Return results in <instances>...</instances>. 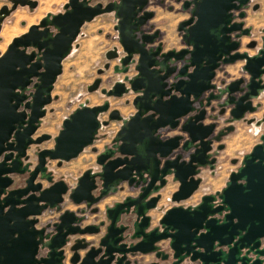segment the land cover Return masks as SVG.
Instances as JSON below:
<instances>
[{
    "label": "water",
    "instance_id": "1",
    "mask_svg": "<svg viewBox=\"0 0 264 264\" xmlns=\"http://www.w3.org/2000/svg\"><path fill=\"white\" fill-rule=\"evenodd\" d=\"M177 1L189 13L177 25L184 45L177 50L156 43L159 30H145L154 14L146 9L149 0H67L62 12L46 13L0 53V264H139L131 257L149 254L156 260L149 264H264V133L240 160H231L237 167L220 190L194 205L181 204L199 189L202 171H214L224 148L220 141L235 122L264 127V112L259 120L246 118L264 95V30L259 46L253 40L246 45L256 48L249 55L239 51V38L251 35V27H243L251 0ZM10 3L0 8V26L17 6L37 5ZM233 11L240 21H233ZM106 13L113 15L121 53L113 47L104 56L117 60L112 70L122 77L100 93L132 95L125 104L134 113L123 117L109 110L107 100L95 106L85 101L62 120L55 136H35L81 27ZM236 61L243 62L247 77L212 83L221 65ZM108 69L106 62L97 74ZM100 83L95 78L87 91ZM227 108L228 125L216 131ZM104 113L107 120H100ZM110 121L120 123L110 144L92 148L98 170L86 169L72 187L54 180L48 162L59 166L76 158ZM163 129L180 134L162 138ZM50 139L52 148H37L31 166L30 146ZM14 176L23 177L21 185L14 186ZM168 183L177 188L169 196L173 205L162 211L158 203ZM125 187L132 196L105 206L104 219L82 225L86 213L96 214L103 198ZM66 196L85 207L61 211ZM46 210L58 216L39 225ZM95 235V242L85 239Z\"/></svg>",
    "mask_w": 264,
    "mask_h": 264
},
{
    "label": "rangeland",
    "instance_id": "2",
    "mask_svg": "<svg viewBox=\"0 0 264 264\" xmlns=\"http://www.w3.org/2000/svg\"><path fill=\"white\" fill-rule=\"evenodd\" d=\"M37 5L35 8L31 9L27 6H17L15 10L6 15L1 22L0 26V53L4 52L6 46L10 43L11 39L15 36H19L24 33L28 26L37 23V21L42 18L46 13L56 14L63 11V4L67 0H35ZM105 4L107 1L111 0H98ZM96 1H93L94 3ZM258 4L259 8L257 10H252V5ZM10 7V0H0V8L2 6ZM148 9L152 11L155 15L153 20L150 19L147 25L144 27L145 30L152 32L159 30L158 40L162 42L165 50L168 49H179L184 47L180 33L177 31V25L180 21L185 20L189 17L188 11L181 9V2L177 0H149ZM245 26L251 27V36L242 39L241 51H247L249 54H255L256 49H247L246 44L251 40H255L260 45V37L262 36L261 29L264 28V0H252L250 7L246 10V17L244 19ZM153 25V26H152ZM114 19L111 13H106L95 17L90 22H86L80 29V32L72 44V48L68 56L62 61V71L61 74L57 76L53 89L51 92L52 100L46 108L44 117L41 119L39 128L37 129L35 136L40 134H49L50 136H55L61 126L62 120L68 116L79 104L87 102L89 106L100 105L104 100L109 102V110L117 109L121 116L126 117L127 114L132 112V105L130 103L125 104L126 100H131L132 95H125L121 98H106L100 93V88L108 89L111 87L113 82L117 79H121V75L114 74L112 67L117 64V60L113 59L107 61L105 59V53L117 47L119 53H121V47L117 41V32L113 29ZM156 28V29H155ZM108 62L109 69L105 70L103 74L98 75L97 69L103 68V65ZM241 61H237L232 65H221L220 70L215 78V83L219 86L222 82L227 81L232 77L237 75L243 76L241 72L240 64ZM243 65V64H242ZM229 70V73H227ZM227 71V72H226ZM230 71L232 73H230ZM227 73V74H226ZM133 74V70L130 71L129 75ZM229 74V75H228ZM95 78H100L101 83L98 89L93 92L87 91V86L90 85ZM263 101L261 107H264V95L258 101ZM215 105V103L213 104ZM260 109V108H259ZM251 115L249 117H259V114ZM100 120H107V113L101 114L99 116ZM261 118V116H260ZM208 120V119H206ZM242 122V121H241ZM219 124V126H218ZM245 124V123H244ZM120 123L116 121H111L108 125L99 129L97 133V140L94 141L93 145L88 146L83 149V151L76 157L69 161H63L58 166L56 161H49L47 166L48 170L51 171L54 180L63 179L70 187L74 186L78 176L86 169L98 170V166L95 163V152L92 148L100 150L103 145L110 144L115 132L118 130ZM217 126H222V121L218 119ZM234 131L232 136L236 133H240L241 127L239 123H234ZM259 133H264V127H256ZM163 137L172 135L174 131L168 129H163L159 131ZM255 130L248 132L254 133ZM255 134V133H254ZM250 137V135H246ZM257 138V136H254ZM251 141H248V146ZM53 140L42 142L40 145H32L27 151L29 156V162L31 166L36 163V156L34 152L37 148L45 149L52 148ZM248 147H237L236 151L232 149L228 155L224 157H217V164L214 171L211 172L208 169H204L201 173L202 182L199 189L192 195L191 198L182 202L183 205H194L199 200L203 194L213 193L218 191L223 185L226 178V174L229 171L235 170L237 165L230 163L229 158L240 160L241 151L246 150ZM221 152V151H220ZM220 154V153H219ZM231 170V171H232ZM14 186L21 185L23 182V177L14 176ZM43 186H47L46 181H42ZM171 186V183H168ZM170 188V187H169ZM217 189V190H216ZM164 191V189H163ZM128 192V191H127ZM170 192L165 191L162 195L161 204L163 206L173 205L169 201ZM117 196V195H112ZM112 198H104L100 201L96 207L98 212L96 214H91L90 212L85 214L84 221H89L92 223H97L99 220L104 219V208L105 206L111 205ZM72 208L74 211L84 208V205L76 207L68 198L62 204V208ZM54 214V215H53ZM56 214V215H55ZM154 216H157V212H152ZM58 213L55 211L46 210L40 216L39 225L46 223L48 221H55ZM158 217V216H157ZM83 221V222H84ZM83 225V223H82ZM89 241H96L98 235L95 236H85ZM67 255L69 252L67 251ZM147 256V255H146ZM140 256L139 259L142 264H146L149 260L153 259V255ZM68 264V262H66Z\"/></svg>",
    "mask_w": 264,
    "mask_h": 264
},
{
    "label": "crops",
    "instance_id": "3",
    "mask_svg": "<svg viewBox=\"0 0 264 264\" xmlns=\"http://www.w3.org/2000/svg\"><path fill=\"white\" fill-rule=\"evenodd\" d=\"M149 7H148V5H147V8L146 9H148ZM154 15L155 14H153V17L151 18L152 20H153V18H154ZM153 26V25H152ZM159 27H157V29H158ZM156 29V28H155ZM263 30H264V28H262L261 29V33H263ZM180 48H182V47H180ZM179 48V49H180ZM252 54V53H251ZM234 64V63H233ZM242 64H243V62H240V64H238L239 65V67L240 66H242ZM227 66L228 65H232V64H226ZM220 70H222V68H220V69H218L217 71H216V77H217V73L220 71ZM113 71V70H112ZM227 72V71H226ZM227 73H229V70H228V72ZM226 73V74H227ZM230 73H232L231 71H230ZM115 74V73H114ZM229 75V74H228ZM240 75H237V76H235V77H232V78H230V79H227V81H226V83H228V82H230V81H232V80H235V79H237L238 77H239ZM117 80H119V79H117ZM116 81V80H115ZM114 81V82H115ZM113 82V83H114ZM132 97V96H131ZM261 98V97H260ZM258 102H260V104L261 103H263V101H258ZM216 104V102H213V104ZM262 105V104H261ZM133 109V108H132ZM264 112V107L262 108L261 106H260V109L255 113V114H259V117H253V118H255L256 120H259L260 119V116L262 115V113ZM132 113H134V109L132 110V112L131 113H129V114H127L126 115V117L127 116H129L130 114H132ZM208 113H209V111H208ZM251 115H254V114H247L246 115V118L247 119H249V118H251V117H249V116H251ZM228 117H229V108H227L226 109V111H225V113H224V115H222L221 117H219V120H221L222 121V126L221 127H218L219 126V124H218V126L216 127V131L217 130H219L220 128H222V127H224V126H226L227 125V123H226V120L228 119ZM210 122V120H205L204 121V123H209ZM236 124H238L239 123V126L241 127V129H240V133L238 134V133H236L234 136H232V134L233 133H230V134H228V135H226L225 137H223L222 139H221V141H220V143L221 144H223L224 145V148L221 150V152H220V154H219V157H224V156H226V155H228L229 153H231L230 151L232 150V149H234L235 151H236V148L237 147H248L246 150H243V151H241V157L240 158H242V156L244 155V154H246L247 152H249L250 150H251V148L259 141V136H260V134L261 133H259L258 131H257V128H256V125L255 124H252V125H248V124H246L245 122H241V121H238V122H235ZM245 123V124H244ZM254 131L255 130V134L254 133H250V134H248V132H251V131ZM178 132L177 131H175V132H173V134L172 135H174V134H177ZM172 135H169V136H172ZM246 135L248 136V135H250V137H246ZM254 136H257V138H254ZM168 137V136H167ZM248 141H251V143H250V145L248 146ZM218 143H214V145H217ZM104 146V145H103ZM103 146L101 147V149L100 150H98V151H101L102 150V148H103ZM219 157H218V159H219ZM229 160H230V163H231V158H229ZM233 165H237V164H233ZM232 170V169H231ZM230 170V171H231ZM230 171H229V173H230ZM212 174V173H211ZM228 175L229 174H226V178H225V180H224V182H223V185L219 188V190L224 186V184H225V182H226V180H227V177H228ZM169 179V178H168ZM170 187V188H169ZM176 188H177V184L176 183H171V186H168V187H165V189H164V191H162V195H163V193L165 192V191H167V189H168V192H170V193H172V192H174L175 190H176ZM217 190V189H216ZM113 194H109L106 198H112L113 200H112V202L110 203V204H112L114 201H120V200H122V198H124L125 196H132V194L131 193H129V192H127V190H126V187H125V190L124 191H119V192H117L116 194H114V195H117V196H112ZM83 205V204H82ZM76 206V205H75ZM79 206H81V205H79ZM158 206L159 207H162L163 206V204H161V201L158 203ZM170 206H172V205H169V206H164L163 208H162V211L164 210V209H166V208H169ZM76 207H78V206H76ZM62 210H70V211H74V209H72V208H62ZM161 213L162 212H159L158 214H157V216L159 217L160 215H161ZM54 215V214H53ZM56 215V214H55ZM40 222H43V220H41ZM43 224V223H42ZM88 224H91V222H89V221H84L83 222V226H85V225H88ZM85 239L87 240V237H85ZM146 257H148V255L146 256Z\"/></svg>",
    "mask_w": 264,
    "mask_h": 264
},
{
    "label": "flooded vegetation",
    "instance_id": "4",
    "mask_svg": "<svg viewBox=\"0 0 264 264\" xmlns=\"http://www.w3.org/2000/svg\"><path fill=\"white\" fill-rule=\"evenodd\" d=\"M93 1L100 2V1H98V0H90V3H91V4L96 3V2L92 3ZM111 1H113V0H111ZM251 1H252V0H251ZM251 1H250V3H251ZM107 2H109V1H107ZM107 2H106V3H107ZM106 3H105V4H106ZM250 3H249L248 8L250 7ZM253 5H254V4H253ZM253 5H252V6H253ZM252 6H251V7H252ZM248 8H247V9H248ZM258 8H259V7H258ZM247 9H245V17H246V10H247ZM238 13H239V11H233V12H232V15H233V21H235V22H238V21L241 20V19L238 18ZM42 17H43V16H42ZM245 17H244V19H245ZM244 19H243V22H244ZM34 24H35V23H34ZM243 27H250V26H245V22H244ZM250 36H251V35H250ZM250 36H242V37H240V38H239L240 46H241L242 39H243V38H246V37L248 38V37H250ZM158 41H159V40H157L156 43H157ZM251 41H252V40H251ZM253 41H255V40H253ZM256 42H257V41H256ZM257 43H258V42H257ZM247 44H248V43H247ZM247 44H246V45H247ZM246 48H247V47H246ZM247 49H256V48H247ZM239 51H240V52H243V51H241V47L239 48ZM244 51H245V50H244ZM246 52H247V51H246ZM247 53H248V52H247ZM248 54H249V53H248ZM249 55H253V54H249ZM236 62H237V61H236ZM241 62H242V61H241ZM243 76H244V77H247V76L244 75V74H243ZM240 77H241V76H239L238 78H240ZM215 78H216V73H215V77H214L213 82H212V83H214V84H216V83H215ZM238 78H237V79H238ZM235 80H236V79H235ZM232 81H233V80H232ZM230 82H231V81H230ZM228 83H229V82H228ZM216 85H217V84H216ZM217 86H219V85H217ZM259 99H260V98H259ZM259 99H258V100H259ZM257 102H258V101H257ZM259 103H260V102H259ZM258 110H259V109H258ZM258 110H257V111H258ZM110 122H111V121H110ZM110 122H109V123H110ZM210 122H211V120H210ZM227 125H228V124H227ZM227 125H226V126H227ZM224 127H225V126H224ZM222 128H223V127H222ZM220 129H221V128H220ZM175 131L178 132L177 134H180V132H179L178 130H175ZM175 131H174V132H175ZM231 133H232V132H231ZM229 134H230V133H229ZM174 135H175V134H174ZM96 140H97V139H96ZM108 145H109V144H108ZM104 146H105V145H104ZM102 149H103V148H102ZM47 185H48V184H47ZM115 194H116V193H115ZM106 197H107V196H106ZM103 199H104V198H103ZM149 255H151V254H149ZM140 256H141V255H136V256H134V257H131V260L137 259V260L139 261V264H142V261L139 259ZM144 256H146V255H144ZM155 261H156V260H155L154 257H153V259H151V260H149L148 262H146V264H149V263H151V262H155Z\"/></svg>",
    "mask_w": 264,
    "mask_h": 264
},
{
    "label": "built area",
    "instance_id": "5",
    "mask_svg": "<svg viewBox=\"0 0 264 264\" xmlns=\"http://www.w3.org/2000/svg\"><path fill=\"white\" fill-rule=\"evenodd\" d=\"M146 31H147V32H150V31H148V30H146ZM160 135H161L162 138H166V137H167V136H166V137H163L161 133H160ZM168 137H169V136H168Z\"/></svg>",
    "mask_w": 264,
    "mask_h": 264
}]
</instances>
